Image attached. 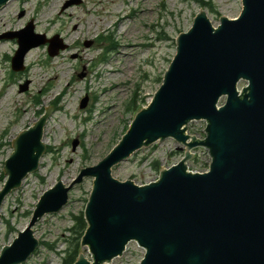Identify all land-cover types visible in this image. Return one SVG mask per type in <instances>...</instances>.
<instances>
[{"label": "water", "instance_id": "1", "mask_svg": "<svg viewBox=\"0 0 264 264\" xmlns=\"http://www.w3.org/2000/svg\"><path fill=\"white\" fill-rule=\"evenodd\" d=\"M9 1L0 0V7ZM80 1L68 0L62 10ZM33 28L30 20L0 36L16 40L10 60L14 72L23 71L32 48L47 45L48 56L54 57L66 47L57 34L47 38ZM240 82L245 85L239 90ZM26 90L27 82L19 85V92ZM44 111L11 140L0 211L6 196L38 168L51 109ZM197 120L206 121L204 140L185 133L186 124ZM166 138L186 151L178 163L161 168L157 181L137 185L111 175L113 166ZM196 147L208 149L207 172L186 170ZM85 177L93 178V186L80 245L91 259L80 247L73 264H112L131 241L144 249L139 264H264V0H241L238 17H221L217 27L200 10L190 29L176 38V53L151 102L105 157L82 168L68 186L58 181L42 193L28 224L1 248L0 264H22L30 257L39 246L33 226L59 212L71 188Z\"/></svg>", "mask_w": 264, "mask_h": 264}, {"label": "rangeland", "instance_id": "2", "mask_svg": "<svg viewBox=\"0 0 264 264\" xmlns=\"http://www.w3.org/2000/svg\"><path fill=\"white\" fill-rule=\"evenodd\" d=\"M66 1L10 0L0 7V36L32 20L35 33L57 34L66 46L55 57L47 55L46 46L32 48L24 56L23 71L13 72L10 57L17 44L0 38V189L11 140L51 109L38 168L2 203L0 248L25 228L44 191L58 181L71 184L82 168L108 154L136 111L151 102L176 53V38L190 29L200 10L217 27L219 18L234 19L241 8V0H81L62 10ZM198 2L211 8L202 9ZM24 82L27 90L19 92ZM85 97L86 105L80 108ZM204 125L191 121L187 133L202 139ZM178 147L172 138L158 140L115 165L111 175L137 185L151 183L162 167L181 159L184 148ZM194 153L187 167L203 172L209 163L207 151L197 148ZM92 186V178H83L59 212L41 217L32 228L40 246L22 264H61L58 251L64 248L72 215L83 212ZM81 253L88 258V248L81 247ZM143 256L144 249L131 241L111 263L139 264Z\"/></svg>", "mask_w": 264, "mask_h": 264}, {"label": "trees", "instance_id": "3", "mask_svg": "<svg viewBox=\"0 0 264 264\" xmlns=\"http://www.w3.org/2000/svg\"><path fill=\"white\" fill-rule=\"evenodd\" d=\"M201 8H211L208 3L198 2ZM137 112V111H136ZM154 169L158 170V162H153ZM73 224L68 228L69 235L65 238L63 250L58 251L61 258V264H73L80 252V240L86 229V222L83 218V212L72 215Z\"/></svg>", "mask_w": 264, "mask_h": 264}, {"label": "bare ground", "instance_id": "4", "mask_svg": "<svg viewBox=\"0 0 264 264\" xmlns=\"http://www.w3.org/2000/svg\"><path fill=\"white\" fill-rule=\"evenodd\" d=\"M114 73V72H113ZM63 182V181H62Z\"/></svg>", "mask_w": 264, "mask_h": 264}]
</instances>
